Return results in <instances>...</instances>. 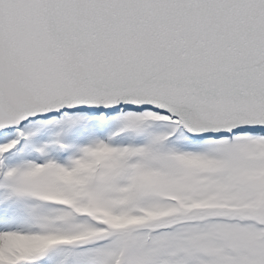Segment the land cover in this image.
Wrapping results in <instances>:
<instances>
[{
	"label": "snow or ice",
	"instance_id": "1",
	"mask_svg": "<svg viewBox=\"0 0 264 264\" xmlns=\"http://www.w3.org/2000/svg\"><path fill=\"white\" fill-rule=\"evenodd\" d=\"M0 264H264V0H0Z\"/></svg>",
	"mask_w": 264,
	"mask_h": 264
}]
</instances>
